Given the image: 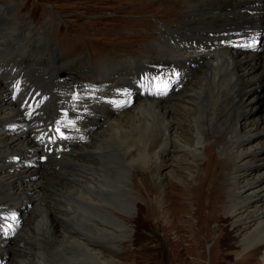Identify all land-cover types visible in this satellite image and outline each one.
Masks as SVG:
<instances>
[{
    "label": "bare ground",
    "instance_id": "bare-ground-1",
    "mask_svg": "<svg viewBox=\"0 0 264 264\" xmlns=\"http://www.w3.org/2000/svg\"><path fill=\"white\" fill-rule=\"evenodd\" d=\"M182 2L177 27L153 18L144 26L151 37L129 36L124 58L91 63L97 80H72L76 95L60 88V73L77 75L85 61L65 63L60 43L50 39L59 15L43 4L47 18L34 23L25 3L0 0V206H7L0 219L15 217L13 208L26 202L38 207L13 228L0 222V264H118L144 213H156L154 192L167 205L162 214L171 216L157 226L174 233L166 242L173 263L226 264L232 247L244 254L229 264H262L264 193L257 192L264 169L254 173L252 164L264 165V113L250 110L253 81L264 83V43H251L264 38V0ZM137 42L142 53L133 51ZM53 122L69 130L59 157L43 148ZM20 157L30 162L11 166ZM214 218L229 222L239 238L222 244L221 262L212 248L204 257Z\"/></svg>",
    "mask_w": 264,
    "mask_h": 264
},
{
    "label": "rangeland",
    "instance_id": "rangeland-1",
    "mask_svg": "<svg viewBox=\"0 0 264 264\" xmlns=\"http://www.w3.org/2000/svg\"><path fill=\"white\" fill-rule=\"evenodd\" d=\"M2 2H14L16 6L25 3L24 12L31 11L30 15L34 23L46 16L42 14L43 4H46L45 6L47 9L51 8L54 10V12H56V14L59 15V19L61 22L59 24L60 27L55 28L56 31H53L50 39H53L57 45H59L58 43H60L59 52L61 54L63 53V56L66 57L65 63H67L71 59L73 60L75 57H80V60L85 61V63H83L82 61L79 62L80 64H85V67L80 70L77 75H68V73L66 72L60 73L62 77V79L60 80H63L59 83L60 88L62 90H69L70 93H75L76 95H78L77 89L79 87L74 86V89L72 90L69 87L72 83V80L83 78L82 80L86 79L88 81L89 79V81H95L98 79V75H92V72H90V70L88 69L93 61L98 62L107 59L117 60L124 58L126 55L124 47L126 45L125 43L130 42L129 36L133 37L134 35L138 34V36L141 38L151 37L148 36V34L144 33V26L146 25L147 27H149L148 24L152 23L151 20L156 16L158 24L161 25L162 23H167L172 24V26L174 27H177L179 25V20L181 19V14L179 13H182V6L184 4V2L180 3V0H2ZM36 5H38V7H36ZM45 18H47V16ZM127 22H132V24L128 26L123 25L124 23L127 24ZM1 27L6 30L9 26L1 25ZM132 40L133 42H135L136 38H133ZM253 41L256 45L255 47L259 48L260 45H263L264 43L263 35H258L257 37H254V39L252 38L251 43H253ZM133 44V51L142 53V50L139 49L143 48L144 44L138 42ZM130 46H128L127 48H131ZM101 49H105V53L103 55H100ZM148 57H152V55H148ZM153 57H156V55H154ZM57 66L62 70L65 69L63 64H58ZM189 68H187V70ZM54 72H56V70ZM79 74L82 77H79ZM253 82V85L256 84L255 90L257 91V94H255L253 106L254 108L252 107L250 112L254 116H259L264 113V83H259L257 81ZM65 92L66 91H64L63 94ZM17 93L18 89H15V92L12 95L14 99H17ZM259 138H264V133H262ZM14 154L16 155V153ZM262 154H264V149L259 152V155ZM217 156L218 158H222L221 155ZM28 162L30 161L22 160V158L20 157L19 163L16 165L11 164V166H16L18 169H21L22 167L26 166ZM199 162H202V160L198 161V163ZM262 164L263 163L261 162V160L257 159L255 162H253L252 166L255 168L254 173H260L264 169V165ZM185 165L186 164H184V167ZM194 172H200L202 174L203 168H198L197 170L195 169ZM141 179L142 177L140 176L136 177L137 183L142 186L143 191H146V187L144 183H142ZM151 179L154 180L155 177L150 173V180ZM216 180L215 184H219L220 181L218 179ZM189 182L193 185L197 184V181L194 178L190 179ZM130 183L132 186H134L133 180H131ZM133 190L135 192V195L138 197V201H140L141 204H145L146 199L144 194L142 193V189H139V187L137 189V187L134 186ZM257 193L263 195L264 186L260 187ZM157 197L158 194L155 192L153 193V196H151L152 201L156 206V213L155 211L151 210L150 212L147 211L146 213H144L145 218L142 217V219H140V227L136 232V237L134 236L135 245L132 244V242L122 244L123 248H121V251L116 256V262L118 261V264H176L171 261V256L167 252V247L169 245L168 243H166L168 241L170 243L174 241V233L173 231H166L163 226H157L159 224L157 220L161 219L162 224L165 225L171 219V216L169 214H166L165 216L162 214L163 209L167 207V205L166 203L160 204L159 202H156ZM5 206L6 205L0 206V214L2 207L4 208ZM31 207H33V211H37L38 207L35 203L26 202L23 205L13 208V210L17 211V215L15 217H3L2 219H0V222L2 220H9L11 225L9 224L8 227L13 228L26 217V214L31 209ZM192 207L193 206H191L190 208L192 209ZM135 214L137 215V213ZM222 214L224 215V212ZM131 224L134 226V222H132ZM232 230L233 226H231L229 222L219 220L217 221L216 218H214L209 223V225L207 224L206 231H209L210 235L205 241L204 257H206V259H210V249L212 248L211 255L214 260H220V262L222 261V256L220 255L222 244L225 247H230L231 244H234L239 239H236L234 237L236 236V234L232 233ZM157 234L162 235L163 238H160V236H158L156 240ZM231 234H233L234 236ZM3 235H5V233L0 232V237H2ZM160 242H162L163 245V247L159 249L161 252L156 250L158 249L157 246ZM230 248L228 250L233 253L228 256L226 264L236 261L244 254V251H241L237 248ZM215 253H218L219 255H216ZM215 255L218 256V258ZM258 257L262 264H264L262 254H259ZM186 261H188L187 258ZM178 263L180 264V262ZM221 264L223 263L221 262Z\"/></svg>",
    "mask_w": 264,
    "mask_h": 264
}]
</instances>
